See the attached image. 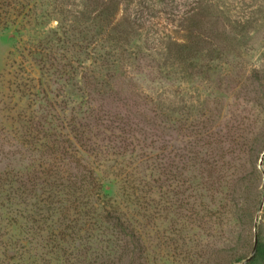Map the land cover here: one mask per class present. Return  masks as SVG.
<instances>
[{"label": "rangeland", "instance_id": "obj_1", "mask_svg": "<svg viewBox=\"0 0 264 264\" xmlns=\"http://www.w3.org/2000/svg\"><path fill=\"white\" fill-rule=\"evenodd\" d=\"M16 1L0 264H264V0Z\"/></svg>", "mask_w": 264, "mask_h": 264}, {"label": "trees", "instance_id": "obj_2", "mask_svg": "<svg viewBox=\"0 0 264 264\" xmlns=\"http://www.w3.org/2000/svg\"><path fill=\"white\" fill-rule=\"evenodd\" d=\"M16 5H18L16 0H0V26L1 27L5 28L8 25V22H10L9 20H11V18L14 16L11 14L16 11V8H17ZM106 222L112 227L113 232H118L119 234L123 236L125 243H126L127 242L126 237H130V232H128L129 227L122 221V218L116 215L115 217L113 215H110L109 217H107ZM253 253H255L257 258L263 257L264 256V245L259 244L257 241L256 246L253 250ZM109 257L110 255H106V259ZM71 260L75 261V259L73 258ZM66 262L68 263L67 260Z\"/></svg>", "mask_w": 264, "mask_h": 264}, {"label": "water", "instance_id": "obj_3", "mask_svg": "<svg viewBox=\"0 0 264 264\" xmlns=\"http://www.w3.org/2000/svg\"><path fill=\"white\" fill-rule=\"evenodd\" d=\"M256 243H257V239H256V237H254V245H253V249H252V250H254V248H255V246H256ZM249 259H250V258H248L247 261H248Z\"/></svg>", "mask_w": 264, "mask_h": 264}]
</instances>
